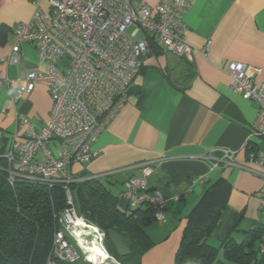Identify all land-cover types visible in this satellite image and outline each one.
I'll list each match as a JSON object with an SVG mask.
<instances>
[{
	"label": "crops",
	"instance_id": "crops-1",
	"mask_svg": "<svg viewBox=\"0 0 264 264\" xmlns=\"http://www.w3.org/2000/svg\"><path fill=\"white\" fill-rule=\"evenodd\" d=\"M135 1L151 7L158 3ZM191 2L183 18L185 40L196 49L191 59L163 52L152 42L147 65L132 84L126 104L94 145L99 157L71 168L78 177L101 179L118 196L119 209L130 212L122 198L126 180L141 177L144 164H156L148 189L167 199L166 220L144 225L152 246L141 264H175L188 218L208 188L219 181L231 186L227 206L208 238V244L219 250V259L224 261L222 244L227 238L241 243L247 232L264 226L262 181L245 169L216 168L201 159L214 149H232L235 159L245 163L248 141L251 148L264 147V140L251 137L258 105L232 90L225 71L233 62L257 66L262 73L256 83H264V0ZM34 11L32 0H0V59L15 43L13 28L30 20ZM209 41V51L202 54ZM34 66L48 70L47 64L38 62L32 43L22 46L18 67L0 63L2 74L13 80L11 88L0 87V157L10 148L17 112L29 116L38 129L49 119L52 99L46 86L37 85L17 104L11 99L19 73Z\"/></svg>",
	"mask_w": 264,
	"mask_h": 264
},
{
	"label": "built area",
	"instance_id": "built-area-1",
	"mask_svg": "<svg viewBox=\"0 0 264 264\" xmlns=\"http://www.w3.org/2000/svg\"><path fill=\"white\" fill-rule=\"evenodd\" d=\"M32 1V18L13 28L15 43L0 63L18 67L22 46L35 44L38 62L47 64L48 70L43 72L34 66L20 72L11 99L17 104L37 85H44L52 108L48 121L39 129L29 116L16 113L17 128L2 157L6 163L3 170L12 186L24 182L51 188L62 185L65 190L67 206L54 216L60 228L54 234L48 264H74L83 257L88 264H95L88 260L89 255L79 242L81 233L85 229L91 231L89 226L95 225L79 214L70 186L97 177H78L71 168L86 166L99 157L100 150L94 145L126 104L132 84L147 65L152 42L163 52L191 59L196 49L185 40L183 18L192 2L158 0L151 7L135 0ZM210 47L211 41L200 52L205 54ZM225 71L232 90L258 105L251 137L264 140V83H256L262 69L233 62ZM12 84L13 80L0 71V87L11 88ZM246 147L250 154L245 163L235 159L236 151L232 149H214L201 159L216 168L245 169L264 182V147L251 148L249 141ZM155 165L146 163L141 177L127 179L122 198L130 210L150 207L154 220L163 223L167 199L148 189ZM260 210L264 215V190L260 194ZM85 237L87 241L93 239ZM96 239L107 252L106 259L97 260V264H122L108 252L106 233L100 228ZM260 252L264 254V235Z\"/></svg>",
	"mask_w": 264,
	"mask_h": 264
},
{
	"label": "trees",
	"instance_id": "trees-1",
	"mask_svg": "<svg viewBox=\"0 0 264 264\" xmlns=\"http://www.w3.org/2000/svg\"><path fill=\"white\" fill-rule=\"evenodd\" d=\"M5 165L0 157V264H48L54 234L60 228L54 216L67 206L65 190L62 185L51 188L24 182L12 186L3 170ZM70 190L79 214L105 233L113 230L119 234L131 254L121 257L106 235L108 252L122 264H141L152 246L144 228L155 221L152 209L145 206L121 211L118 196L98 177L74 183ZM230 192L231 186L225 181L208 188L188 218L175 264H264L260 252L264 226L247 232L241 243L227 238L222 244L224 261L219 259V250L208 244Z\"/></svg>",
	"mask_w": 264,
	"mask_h": 264
},
{
	"label": "bare ground",
	"instance_id": "bare-ground-1",
	"mask_svg": "<svg viewBox=\"0 0 264 264\" xmlns=\"http://www.w3.org/2000/svg\"><path fill=\"white\" fill-rule=\"evenodd\" d=\"M86 228L88 227L86 226ZM88 229H91V231L82 229L84 232L81 233L79 242L85 253L89 255L88 260L97 264V260L100 261L102 259H106L107 252L104 250V247L100 245L98 239H96L98 228L95 226H89ZM85 235L92 236L93 239L91 241H87Z\"/></svg>",
	"mask_w": 264,
	"mask_h": 264
},
{
	"label": "water",
	"instance_id": "water-1",
	"mask_svg": "<svg viewBox=\"0 0 264 264\" xmlns=\"http://www.w3.org/2000/svg\"><path fill=\"white\" fill-rule=\"evenodd\" d=\"M106 235L108 236L110 242L113 244L117 253L121 257H127L131 254L130 249L126 245L124 239L119 234H117L113 230H109Z\"/></svg>",
	"mask_w": 264,
	"mask_h": 264
},
{
	"label": "rangeland",
	"instance_id": "rangeland-1",
	"mask_svg": "<svg viewBox=\"0 0 264 264\" xmlns=\"http://www.w3.org/2000/svg\"><path fill=\"white\" fill-rule=\"evenodd\" d=\"M262 183L264 184V182L262 181ZM72 245L77 249V251H79V249L77 248V246H76V243L75 242H73L72 241ZM105 247H106V244H105ZM111 254V253H110ZM82 255V254H81ZM112 255V254H111ZM113 256V255H112ZM83 257V256H82ZM114 257V256H113ZM114 258H116V257H114ZM117 259V258H116ZM117 261L119 262V263H121L118 259H117ZM74 264H88L85 260H84V257L82 258V259H80V262L78 263V262H76V263H74Z\"/></svg>",
	"mask_w": 264,
	"mask_h": 264
}]
</instances>
